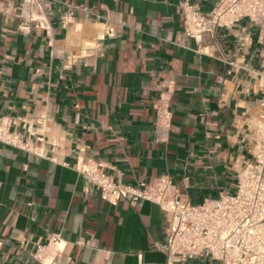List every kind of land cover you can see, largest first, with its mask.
I'll use <instances>...</instances> for the list:
<instances>
[{
    "label": "crops",
    "instance_id": "obj_1",
    "mask_svg": "<svg viewBox=\"0 0 264 264\" xmlns=\"http://www.w3.org/2000/svg\"><path fill=\"white\" fill-rule=\"evenodd\" d=\"M221 1L39 0L23 33L24 1L0 0V116L27 144L0 142V264L165 263L171 214L107 201L86 166L142 189L168 178L191 206L236 194L259 146L264 23L186 37L182 6Z\"/></svg>",
    "mask_w": 264,
    "mask_h": 264
},
{
    "label": "built area",
    "instance_id": "obj_2",
    "mask_svg": "<svg viewBox=\"0 0 264 264\" xmlns=\"http://www.w3.org/2000/svg\"><path fill=\"white\" fill-rule=\"evenodd\" d=\"M23 1L26 7L20 30L28 33L35 23L41 25L34 12L42 8L39 0ZM182 8L185 35L197 42L205 34L215 36L218 29L230 27L243 18L264 23V0H223L211 14H203L187 3ZM171 118L166 105L157 108L159 128L167 131ZM257 123L259 146L255 164L239 176L236 194L207 200L200 206L183 204L168 178H159L150 188L142 189L116 183L98 166H86L81 172L109 202L122 198L132 203L145 200L171 214L164 264H175L177 259L187 257H207L220 264H264V112ZM12 125L0 116V142L26 150L27 144L20 134L12 131ZM57 242L53 238L50 246H56Z\"/></svg>",
    "mask_w": 264,
    "mask_h": 264
}]
</instances>
